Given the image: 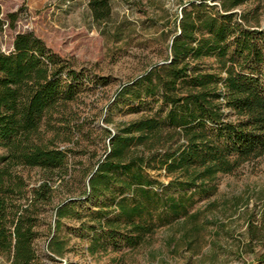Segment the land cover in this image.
<instances>
[{
	"label": "trees",
	"instance_id": "1",
	"mask_svg": "<svg viewBox=\"0 0 264 264\" xmlns=\"http://www.w3.org/2000/svg\"><path fill=\"white\" fill-rule=\"evenodd\" d=\"M91 8L97 18L111 13L108 0H91ZM263 10L264 0L186 2L165 59L121 91L132 102L154 105L123 123L79 192L55 205V183L72 173L68 150L46 131L86 82L33 32L17 33L11 52L0 49V145L6 150L0 166V264H43L45 254L35 242L49 213L47 247L64 255L63 219L80 216L81 200L101 197L92 215L101 231L93 248L107 240L137 245L158 221L190 213L195 194L213 192L220 174L262 156ZM25 167L42 170L37 185L30 187ZM161 173L170 177L167 183L157 178ZM249 232L264 244V222L250 224ZM252 264H264V252Z\"/></svg>",
	"mask_w": 264,
	"mask_h": 264
},
{
	"label": "rangeland",
	"instance_id": "2",
	"mask_svg": "<svg viewBox=\"0 0 264 264\" xmlns=\"http://www.w3.org/2000/svg\"><path fill=\"white\" fill-rule=\"evenodd\" d=\"M188 1L108 0L110 15L97 18L91 0H0L2 51L14 49L17 33L33 32L86 82L87 88L55 115L53 129L46 131L55 145L68 150L72 173L68 181L55 183L53 205L79 192L86 173L109 150L111 136L154 105L132 102L121 91L165 59ZM61 115L64 118L56 117ZM5 155L0 145V166ZM21 169L30 187L40 182L41 169ZM157 178L165 183L170 179L165 173ZM101 198L81 200L80 216L63 219L60 236L68 249L62 256L47 247L53 220L47 214L35 242L38 252L45 254L43 264H252L264 252L263 242L249 232L250 224L264 222V154L220 174L213 192L195 194L190 213L168 223L158 221L134 246L107 240L93 248L94 234L101 231L92 215L100 209Z\"/></svg>",
	"mask_w": 264,
	"mask_h": 264
}]
</instances>
